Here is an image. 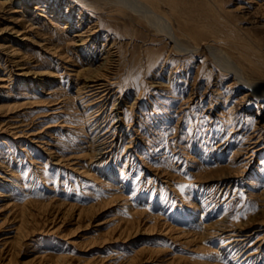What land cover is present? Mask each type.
I'll list each match as a JSON object with an SVG mask.
<instances>
[{
    "label": "rangeland",
    "instance_id": "374dc122",
    "mask_svg": "<svg viewBox=\"0 0 264 264\" xmlns=\"http://www.w3.org/2000/svg\"><path fill=\"white\" fill-rule=\"evenodd\" d=\"M1 1L5 9L0 11V264H244L253 251L247 264H264V238L255 243L263 234L260 223L247 228L257 231L239 254L230 236L245 221L264 219V133L258 145L251 143L254 147L247 149L257 138L249 136L252 120L259 115L264 123V103L250 96L235 117L229 103L244 91L231 85L234 75L205 50L175 52L153 21H136L131 14L116 29L104 13L109 6L103 7V32L110 37L117 30L120 43L114 45L103 34L90 36L85 44L97 48L92 66L78 36H71L78 33L74 28H65L68 43L62 48L47 38L48 32L65 31L62 21L50 23L38 15L50 14L51 2L39 5L37 15H32L38 29H29L21 25L23 7L18 0ZM193 1L178 0L183 18L210 33L200 39L190 35L191 43L226 48L222 31L229 26L240 44L230 50L232 56L250 81L264 86V0ZM10 4L11 10L19 11L6 9ZM32 5L28 11L34 10ZM43 21L49 31L41 30ZM113 45L112 64L104 59L103 48ZM91 75L110 82L108 97L93 105L79 90ZM217 100L212 112L211 104ZM112 115L120 119L108 127H117L116 145L111 146V157L96 160L92 140L96 130L101 134L110 125ZM236 124L242 128L236 129Z\"/></svg>",
    "mask_w": 264,
    "mask_h": 264
},
{
    "label": "bare ground",
    "instance_id": "6f19581e",
    "mask_svg": "<svg viewBox=\"0 0 264 264\" xmlns=\"http://www.w3.org/2000/svg\"><path fill=\"white\" fill-rule=\"evenodd\" d=\"M15 1L16 0H13V2L15 3ZM187 1V0H186ZM196 1V0H195ZM195 1H193V2H195ZM209 1V0H208ZM207 1V2H208ZM2 2V1H1ZM8 2V1H7ZM34 3V6L32 5V7H34V10L33 9H31L32 11H28V5L30 4V3ZM49 2H51V6H50V8L48 9V13H50V14H48V15H45V14H40V13H42V12H40L38 15L40 16V17H44V18H48V20H49V22L51 23L52 22V20H58V21H62L63 22V28L65 29H67V30H69L68 28H74V30H76V31H78V33H74L73 35H71V36H78V38H77V40L78 41H80V44L82 45V46H80V49H81V51L83 52V51H86V53H85V55H86V58L88 59H86V61L89 63V65H92V62L94 61V58H95V56H96V50H97V48H95V50H91L93 47H91V49L89 48V46H87L85 43H88L89 42V40H88V38L90 37V36H92V37H96V36H99V35H101V34H103L104 35V38H105V40H112V42L114 43V45H115V43H118L119 41V38H118V34H117V30H115L116 32H114L113 31V35L112 36H110L109 37V32L108 33H104L103 32V30H105L106 28H105V26H104V24H103V22H102V19L100 18L101 17V15L102 14H104L105 13V15H106V19H107V21L110 23V24H112L113 23V25L116 27V29L120 26V24H123L124 22H125V19H126V16H130V17H133L131 14H133L134 15V17L133 18H135V20L136 21H140L141 22V20L142 19H144L145 20V22L146 21H153V22H155V23H157V25L159 26V30L161 31V36H164L166 39H169V41H171L173 44H172V49L175 51V52H178V51H185V53H187V52H191L192 54H195V53H199L200 51H203V50H205V51H207L208 52V54H209V52L210 53H212L213 55H215V57H213V58H215V60H218V61H220V64L219 65H221L222 64V66H220L222 69L224 68L225 69V71L227 72V73H231V75H234V80H233V82H231V85L232 86H234V87H236V88H242L243 89V93H242V95L239 97V98H237V99H235L234 101H232L231 103H229L231 106H230V108H232V110H233V113H235V112H239L240 110H242L243 111V104H244V100H246V99H250V98H248V97H250V96H255V98H256V100H258V101H260V102H263L264 103V86L263 85H260V84H258L257 82H253V81H250L248 78V76H246L245 75V73H244V71H243V69L241 68V66L237 63V61L234 59V57L232 56V54H231V52H230V50L232 51V50H236L237 49V47H238V49L240 48V44H239V42L236 40V35H235V32H233L232 30H230V29H228V27L227 26H223V29H225V31H222V32H224V34H225V38H223V40H222V42L227 46L226 48H222V47H219V46H217V45H215L214 43H205V42H195L194 40V43H191V41H190V35H192V36H194L195 38H198V39H200V37L202 38L204 35H205V33H206V31L204 30V27H203V29L200 27V28H197L196 26H194V24H195V22H194V24L193 25H191L192 24V22H190L189 21V23H188V20L187 19H184L183 18V15H182V11H180V8L181 7H179V2H178V0H18V6H21V7H23V9H22V11L20 12V14L22 15V17L20 18V20H21V25H22V27H28L29 29H34V28H37L38 26L37 25H35L36 23L34 22V18L32 17V15H34V17H35V15H37V14H35V12H36V10L38 9V7H39V5L40 6H45V4H48L49 5ZM249 2V1H248ZM11 3H12V1H11ZM181 3H182V1H181ZM186 3V2H185ZM8 4V3H7ZM191 4V3H190ZM206 4V3H205ZM213 4V3H212ZM215 4V3H214ZM222 4V3H221ZM11 5V4H10ZM208 5H210V4H208ZM31 6V5H30ZM105 6H109L108 7V9H106V10H104V13H103V11H102V9H103V7H105ZM190 6V5H189ZM192 6H193V4H192ZM195 6V5H194ZM194 6H193V8H194ZM13 6L11 5V7H8V8H6V9H14V8H12ZM20 7V8H21ZM198 8V7H197ZM201 7H199L198 9H200ZM205 8V7H204ZM4 9H5V5L3 4V2L0 4V11H4ZM47 9V8H46ZM188 9H192V8H188ZM187 9V10H188ZM186 10V9H185ZM208 10V9H207ZM207 10H205V12L207 11ZM11 11H19V10H11ZM194 11H195V9H194ZM193 11V12H194ZM200 11H202V10H200ZM38 12V11H37ZM188 12H189V10H188ZM192 12V11H191ZM203 12V11H202ZM210 12V11H209ZM214 12H216L215 10H214ZM227 12H229V11H227ZM17 13V12H16ZM187 13V12H186ZM211 13V12H210ZM213 13V12H212ZM184 14V13H183ZM192 14V13H191ZM196 14V13H195ZM194 14V15H195ZM203 14V13H202ZM201 14V15H202ZM206 14V13H205ZM193 15V16H194ZM197 15V14H196ZM208 15H210V14H208ZM212 15V14H211ZM210 15V16H211ZM75 16V17H74ZM200 16V15H199ZM217 16V15H216ZM194 17H196V16H194ZM198 17V16H197ZM213 17V16H212ZM212 17H210V18H212ZM219 17V16H218ZM224 17V16H223ZM19 18V17H18ZM192 17L190 16V19H191ZM201 18H202V16H201ZM227 18V17H226ZM193 19V18H192ZM200 19V18H199ZM205 19V18H204ZM208 19V18H207ZM217 19V18H216ZM227 19H229V18H227ZM134 20V22H136ZM201 20V19H200ZM200 20H197L196 19V21L198 22V21H200ZM210 19H208L207 21H209ZM218 20V19H217ZM224 20H226V19H224ZM224 20H219V22L221 21H224ZM86 21V22H85ZM191 21H194V19L193 20H191ZM203 21H205V20H203ZM87 22H89V26H88V24H86ZM133 22V21H132ZM202 22V21H201ZM200 22V23H201ZM206 22V21H205ZM204 22V23H205ZM216 22V21H215ZM52 23H54V22H52ZM199 23V24H200ZM213 23V22H212ZM217 23V22H216ZM215 23V24H216ZM40 24V26H41V30L43 31H49L48 29H49V24H44V21L43 22H41V23H39ZM58 24H60V23H58ZM137 24H138V22H137ZM146 24H148V23H146ZM209 24V23H208ZM207 24V25H208ZM88 26V27H86V26ZM124 25V24H123ZM218 25V24H217ZM220 25V24H219ZM227 25V24H226ZM20 26V25H19ZM221 26V25H220ZM221 26V27H222ZM143 27V26H142ZM198 27H199V25H198ZM54 28V27H53ZM124 28V27H123ZM144 28V27H143ZM213 28V27H212ZM216 28V27H215ZM219 28V27H218ZM38 29V28H37ZM65 29V31H62V32H59V31H55V33H53V32H48V35H47V38H50L51 39V43H52V45H56V46H54V47H60V48H62V46H66V44L68 43V33L66 32L67 30ZM122 29V28H121ZM125 29H126V26H125ZM155 29V28H154ZM153 29V30H154ZM210 30V29H209ZM212 30V29H211ZM218 30V29H217ZM156 31V30H155ZM208 31V30H207ZM213 31H214V28H213ZM221 31V30H220ZM158 32V31H157ZM156 32V33H157ZM215 32V31H214ZM217 32H219V31H217ZM207 33H210V32H207ZM206 33V34H207ZM212 33V32H211ZM209 35V34H208ZM211 35V34H210ZM222 35V34H221ZM163 37V38H164ZM216 37V36H215ZM219 37V36H218ZM217 37V38H218ZM237 37H238V34H237ZM117 38H118V40H117ZM204 38V37H203ZM205 38H208L209 39V37H206L205 36ZM220 38V37H219ZM239 38V37H238ZM73 39V38H72ZM90 39V38H89ZM157 39V38H156ZM207 39V40H208ZM213 39H214V37H213ZM242 39V38H241ZM75 40H76V37H75ZM217 40V39H216ZM204 41V40H203ZM241 41V40H240ZM126 42V41H125ZM213 42V41H212ZM244 42V41H243ZM94 43H95V41H94ZM104 43V42H103ZM112 43V44H113ZM120 43V42H119ZM245 43V42H244ZM106 44V43H105ZM154 44V43H153ZM90 45H91V43H90ZM114 45L113 46H110L109 48H105V46H104V48H103V53H106V55H105V57H104V59L105 60H107L106 62H111L113 59H111V54L110 53H112L111 52V48L113 47L114 48ZM127 45V44H126ZM242 45H244V44H242ZM102 46V45H101ZM156 46V45H155ZM246 46V45H245ZM19 47V46H18ZM126 47V46H125ZM167 47H169V46H167ZM247 47V46H246ZM249 47V46H248ZM20 48V47H19ZM119 48H121V47H119ZM123 48H124V46H123ZM236 48V49H235ZM241 48H242V46H241ZM57 49H59V48H57ZM77 49V48H76ZM94 49V48H93ZM117 49V48H116ZM56 50V49H55ZM54 50V52H56ZM125 50V49H124ZM153 50V49H152ZM152 50H150V51H152ZM161 50V49H160ZM91 51V52H90ZM12 52H14V51H12ZM121 52V51H120ZM147 52H149V51H147ZM253 52V51H252ZM16 53V52H15ZM102 53V52H101ZM100 53V54H101ZM123 53V52H122ZM151 53V52H150ZM13 54V53H12ZM118 54H120L119 52H118ZM125 54V53H124ZM158 54V53H157ZM238 54H239V52H238ZM240 54H241V52H240ZM246 54V53H245ZM14 55V54H13ZM62 55V54H61ZM64 55V54H63ZM116 55V54H115ZM150 55V54H149ZM179 55V54H178ZM16 56V55H15ZM114 56V55H113ZM162 56H163V54H162ZM196 56H198V55H196ZM236 56V55H235ZM14 57V56H13ZM17 57V56H16ZM20 57V56H19ZM150 57V56H149ZM199 57V56H198ZM259 58H260V56H258ZM98 58V57H97ZM113 58V57H112ZM117 58V57H116ZM123 58V57H122ZM167 58V57H166ZM166 58H165V60H166ZM202 58V57H201ZM212 58V59H213ZM236 58H238V57H236ZM240 58V57H239ZM242 58H243V56H242ZM17 59V58H16ZM100 59H102V58H100ZM119 60V59H118ZM176 60V59H175ZM241 60V59H240ZM245 60V59H244ZM117 61V60H116ZM121 61V60H120ZM123 61V60H122ZM180 61V60H179ZM193 61V60H192ZM206 61V60H205ZM217 61V62H218ZM249 61V60H248ZM99 62V61H98ZM103 62V61H102ZM208 62H209V60H208ZM99 63H101V62H99ZM112 63V62H111ZM117 63V62H116ZM192 63V62H191ZM18 64V63H17ZM20 64V63H19ZM87 64V63H86ZM98 64V63H97ZM103 64V63H102ZM102 64H99V65H101L102 66ZM113 64V63H112ZM111 64V65H112ZM165 64V63H164ZM163 64V65H164ZM94 65V64H93ZM92 65V66H93ZM96 65V64H95ZM167 65V64H166ZM190 65V64H189ZM97 66V65H96ZM103 66H105V64L103 65ZM185 66V65H184ZM109 67V66H108ZM112 67H114L113 65H112ZM178 67V66H177ZM243 67V66H242ZM91 68V67H90ZM89 68V69H90ZM97 68V67H96ZM101 68H104V67H101ZM105 68H106V66H105ZM104 68V69H105ZM171 68V67H170ZM195 68V67H194ZM207 68V67H206ZM214 68V67H213ZM88 69V68H87ZM99 69V68H98ZM177 69V68H176ZM175 69V70H176ZM102 70V69H101ZM174 70V69H173ZM182 70V69H181ZM180 70V71H181ZM187 70V69H186ZM216 70H217V68H216ZM245 70V69H244ZM261 69H259V71H260ZM171 71V70H170ZM193 71V70H192ZM264 71V70H263ZM102 72V71H101ZM105 72V71H104ZM108 72V71H107ZM177 72V71H176ZM195 72H196V70H195ZM21 73V72H20ZM26 73V72H25ZM24 73V74H25ZM97 73V72H96ZM106 73V72H105ZM104 73V74H105ZM194 73V72H193ZM95 74V73H94ZM112 74V73H111ZM110 74V75H111ZM26 75H27V73H26ZM103 75V74H102ZM106 76V75H105ZM108 77V76H107ZM111 77V76H110ZM102 77L100 76V75H91L89 78H88V81L84 84V86H82V88L81 89H79V90H82L83 89V92H81V93H86L85 95L86 96H89V98H86L87 99V101H88V104L89 105H93L94 103H95V101H101V100H104V99H106L107 97H108V93L110 92V86L108 85L110 82H104V81H100V79H101ZM220 78V77H219ZM219 78H217V80L219 79ZM86 79V78H85ZM110 79V78H109ZM116 79V78H115ZM222 79V78H221ZM220 79V80H221ZM112 80V79H111ZM215 80V79H214ZM219 80V81H220ZM224 80V79H223ZM223 80H221V81H223ZM225 81V80H224ZM205 82H206V80H205ZM189 83H191V82H189ZM219 84V83H218ZM217 84V85H218ZM226 84H228V83H226ZM230 84V83H229ZM187 85V84H186ZM205 85H207V83L205 84ZM222 85V84H221ZM220 84H219V86H221ZM112 86V85H111ZM193 86H194V84H193ZM198 86V85H197ZM216 86V85H215ZM231 86V87H232ZM199 87V86H198ZM226 89V88H225ZM204 90H206V88L204 89ZM203 90V91H204ZM183 91V90H182ZM208 91V90H207ZM114 93V92H113ZM190 93V92H189ZM205 93V92H204ZM203 93V94H204ZM222 93V92H221ZM188 94V93H187ZM194 94V93H193ZM219 94V93H218ZM229 94L230 93H228L227 94V96H225L224 94V96H225V99L223 100V102L224 103H226V101H228V99L226 98V97H228L229 96ZM113 95V94H112ZM115 95V94H114ZM191 95V94H190ZM212 95H213V93H212ZM82 96H84V95H82ZM188 96V95H187ZM195 96V95H194ZM203 96H205V95H203ZM190 97V96H189ZM209 97H210V95H209ZM83 98V97H82ZM115 98V97H114ZM117 98V97H116ZM115 98V99H116ZM191 98V97H190ZM192 98H193V95H192ZM217 98V97H216ZM229 98V97H228ZM80 99H81V97H80ZM185 99V98H184ZM211 99V98H210ZM26 100V99H25ZM82 100V99H81ZM113 100V99H112ZM189 100V99H188ZM193 100V99H192ZM200 100V99H199ZM220 100V99H219ZM83 101V100H82ZM84 101H85V99H84ZM111 101V100H110ZM182 101H184V100H182ZM181 101V102H182ZM194 101V100H193ZM210 101V100H209ZM255 101V100H254ZM58 102V101H57ZM211 102V101H210ZM23 103H24V101H23ZM56 103V102H55ZM84 103V102H83ZM82 103V104H83ZM86 103V105L88 106V104H87V102H85ZM106 103H107V101H106ZM113 104H112V107H114L113 105H114V103L115 102H112ZM219 103V101L217 100V101H215V102H212V107H211V111L213 112L214 111V108H215V106H216V104H218ZM105 104V102L101 105V106H103ZM254 104H256V103H254ZM208 105V104H207ZM262 104H260V106H261ZM223 106V105H222ZM258 106V105H257ZM209 107V106H208ZM207 107V108H208ZM229 107V106H228ZM86 108V107H85ZM84 108V109H85ZM91 108H92V106H91ZM111 108V107H110ZM204 108H206V107H204ZM87 109V108H86ZM85 109V110H86ZM101 108H98V110H100ZM106 109V108H105ZM116 109V108H115ZM224 109V108H223ZM206 110V109H205ZM260 110V109H259ZM92 111H94V109L92 110ZM97 111V110H96ZM96 111H94V112H96ZM113 111V110H112ZM115 111V110H114ZM122 111V110H121ZM132 111V110H131ZM63 112V111H62ZM87 112H89V111H87ZM94 112H90L91 114H93ZM105 112H107V111H105ZM231 112V111H230ZM109 113H111L112 114V112L111 111H109ZM114 113V112H113ZM205 113V112H204ZM232 113V112H231ZM240 113H242V112H240ZM107 114V113H106ZM111 114H109V115H111ZM130 114H132L131 112H130ZM139 114V113H138ZM208 114V113H207ZM211 114V113H210ZM245 114V113H244ZM259 114V112H257V115ZM95 115H98V113L97 114H95ZM122 115V114H121ZM124 115V114H123ZM206 115V114H205ZM233 115V114H232ZM88 116H89V113H88ZM94 116V115H93ZM133 116V115H132ZM204 116V115H203ZM236 116H238V114H236L235 113V117ZM244 116V115H243ZM251 116V115H250ZM108 117V116H107ZM213 117V116H212ZM233 117V116H232ZM117 118V115H112V117H111V122H110V125H108L107 127H106V129L105 128H102V129H105L101 134H98V131L96 130V133H97V135H96V139L95 140H92L93 141V147H92V150L95 152V154H94V157L96 156V160H100L101 158H103L104 156V158H107V157H109L110 156V154H111V152L110 151H112L111 150V146H114V145H116V142L113 140L114 139V137H115V134L117 133V127L115 126V125H113V127H112V129H110V128H108V127H110L111 125H112V122H113V120L114 119H116ZM129 118V117H128ZM131 118H133V117H131ZM135 118V117H134ZM133 118V119H134ZM142 118V117H141ZM140 118V119H141ZM210 118V117H209ZM234 118V117H233ZM232 118V119H233ZM244 118V117H243ZM242 119V118H241ZM261 117H259V115H258V118L257 119H255V121L254 120H252L253 121V123H251L250 125H249V128H250V138H256L253 142H252V140H250L251 142H249L248 143V145H247V149H252V147H254V146H256V145H258L257 144V142H259V140L261 139V135L264 133V123H261ZM92 120V119H91ZM90 120V121H91ZM116 120H118V119H116ZM122 120V119H121ZM208 120V119H207ZM234 120V119H233ZM13 121V120H12ZM18 121V120H17ZM115 121V120H114ZM118 121H120V119L118 120ZM240 121V120H239ZM251 121V120H250ZM99 122V121H98ZM103 122V121H102ZM214 122V121H213ZM89 123V122H88ZM126 123V122H125ZM133 123V122H132ZM218 123V122H217ZM222 123V122H221ZM241 123V122H240ZM248 123V122H247ZM250 123V122H249ZM97 124V123H96ZM101 124V123H100ZM208 124V123H207ZM92 125V124H91ZM102 125V124H101ZM128 125V124H127ZM130 125H132V124H130ZM237 125V124H236ZM245 125V124H244ZM94 126V125H93ZM100 125H98V127H99ZM115 126V127H114ZM191 126V125H190ZM235 126V125H234ZM11 127V126H10ZM96 127H97V125H96ZM130 127V126H129ZM129 127H128V130H129ZM209 127H210V125H209ZM235 127H237L236 129H241L242 127H241V124H239V125H237V126H235ZM123 128V127H122ZM124 128H125V125H124ZM221 128V127H220ZM100 129V128H99ZM133 129V128H132ZM243 129H244V127H243ZM92 130H93V128H92ZM126 130H127V128H126ZM135 130H136V128H135ZM134 130V131H135ZM111 131V132H110ZM110 132V133H109ZM121 132V131H120ZM249 132V131H248ZM34 133V132H33ZM37 133V132H36ZM94 133V132H93ZM109 133V134H108ZM136 133V132H135ZM141 133V132H140ZM22 134V133H21ZM21 134H20V136H21ZM222 134V133H221ZM243 134V133H242ZM245 134V133H244ZM16 135H17V133H16ZM138 136H139V134H137ZM136 135V136H137ZM231 135V134H230ZM229 135V136H230ZM30 136H32V135H30ZM94 136V135H93ZM224 136V135H223ZM89 137V136H88ZM110 137H113V138H111L110 139ZM132 137V136H131ZM130 137V138H131ZM134 137V136H133ZM225 138V137H224ZM40 139V138H39ZM129 139V138H128ZM143 139H145V138H143ZM238 139H240V138H238ZM247 139H249V138H247ZM119 140V139H118ZM131 140V139H130ZM219 140H221V139H219ZM225 140V139H224ZM235 141V140H234ZM96 142V143H95ZM145 142V141H144ZM247 142V141H246ZM91 143V142H90ZM220 143V142H219ZM221 143H223V142H221ZM225 143H227V142H225ZM251 143H256L254 146H252L251 145ZM131 144V143H130ZM233 144V143H232ZM235 144H237V143H235ZM238 144H240V143H238ZM244 144V143H243ZM118 145V144H117ZM132 145V144H131ZM215 145V144H214ZM226 145V144H225ZM264 145V144H263ZM90 146V145H89ZM126 146H129V145H126ZM240 146V145H239ZM133 147V146H132ZM139 147V146H138ZM218 147V146H217ZM235 147V146H234ZM246 147V146H245ZM259 147V146H258ZM261 147H263V146H261ZM89 148V147H88ZM151 148V147H150ZM241 148V147H240ZM260 148V147H259ZM259 148H257V149H259ZM127 149V147L125 148V150ZM235 149V148H234ZM243 149V148H242ZM257 149H254L253 151L255 152ZM49 150V149H48ZM115 150V149H114ZM237 150V149H236ZM235 151V150H234ZM240 151H241V149H240ZM239 151V155H240V152ZM220 152V151H219ZM237 152V151H236ZM244 152V151H243ZM124 153H125V151H124ZM180 153V152H179ZM234 153V152H233ZM88 154H90V153H88ZM130 154V153H129ZM242 154V153H241ZM245 154V153H244ZM249 154V153H248ZM247 154V155H248ZM252 154V153H251ZM251 154H249V155H251ZM255 154V153H254ZM92 155V154H91ZM128 155V154H127ZM177 155V154H176ZM232 155H234V154H232ZM238 156V155H237ZM236 156V157H237ZM254 156V155H253ZM111 157V156H110ZM129 157V156H128ZM229 157V156H228ZM243 157V156H242ZM69 160H71V159H69ZM93 160H94V158H93ZM92 160V161H93ZM128 160V159H127ZM229 160V159H228ZM241 160V159H240ZM233 161V160H232ZM231 161V162H232ZM235 161V160H234ZM243 161V160H242ZM126 162V161H125ZM130 162V161H129ZM219 162V161H218ZM230 162V161H229ZM56 163H58V162H56ZM228 163V162H227ZM242 163V162H241ZM229 166V165H228ZM231 166V165H230ZM239 167V166H238ZM245 167V166H244ZM76 168V167H75ZM219 170L221 171V170H223V168L222 167H220L219 166ZM148 169V168H147ZM244 169V168H243ZM242 169V170H243ZM217 170H218V168H217ZM229 171V170H228ZM234 171V170H233ZM213 172V171H212ZM225 172H226V170H225ZM237 172V171H236ZM239 172H241V171H239ZM154 174V173H153ZM152 174V175H153ZM206 174V173H205ZM204 174V176H206ZM222 175V174H221ZM238 175V174H237ZM128 176H129V174H128ZM127 176V177H128ZM209 176V175H208ZM218 176V175H217ZM225 175H223V177H224ZM203 177V176H202ZM201 177V178H202ZM226 178L228 177L227 175L225 176ZM90 179V178H89ZM209 179H210V177H209ZM161 180V179H160ZM159 180V181H160ZM208 180V179H207ZM221 180V179H220ZM231 182V181H230ZM206 183V182H205ZM217 183H219L218 181H217ZM213 184V183H212ZM211 184V185H212ZM216 184V183H215ZM224 184V183H223ZM121 185V184H120ZM200 185V184H199ZM16 186V185H15ZM219 186V185H218ZM223 186V185H222ZM221 186V187H222ZM157 188V187H156ZM155 188V189H156ZM204 188V187H203ZM209 188V187H208ZM15 189V188H14ZM158 190V189H157ZM206 190V189H205ZM204 191V190H203ZM223 191V190H222ZM137 192V191H136ZM216 192V191H215ZM221 192V191H220ZM139 194V193H138ZM204 194V193H203ZM133 195V194H132ZM118 196V195H117ZM215 197V196H214ZM221 197V196H220ZM219 197V198H220ZM227 197V196H226ZM235 198V197H234ZM111 199V198H110ZM110 199H108V200H110ZM262 199V198H261ZM30 200V199H29ZM51 200V199H50ZM107 200V201H108ZM33 201H35V200H33ZM38 201V200H37ZM62 201V200H61ZM263 201V200H262ZM49 202V201H48ZM101 202V201H100ZM99 202V203H100ZM103 202V201H102ZM211 202V201H210ZM219 202H220V200H219ZM23 203V202H22ZM35 203V202H34ZM57 203V202H56ZM72 203V202H71ZM74 203V202H73ZM233 203V202H232ZM28 204V203H27ZM31 204V203H30ZM38 204V203H37ZM42 204H43V202H42ZM58 204V203H57ZM70 204V203H69ZM102 204V203H101ZM108 204V203H107ZM261 204V203H260ZM51 205V204H50ZM88 205V204H87ZM228 205V204H227ZM233 205V204H232ZM235 205V204H234ZM26 206V205H25ZM37 206V205H36ZM43 206H44V204H43ZM88 206H90V205H88ZM98 206H99V204H98ZM102 206V205H101ZM146 206V205H145ZM231 206V205H230ZM2 207V206H1ZM59 207V206H58ZM147 207V206H146ZM162 207V206H161ZM72 208V207H71ZM82 208V207H81ZM81 208H79V209H81ZM83 208H84V206H83ZM82 208V209H83ZM91 208H92V206H91ZM94 208H96V207H94ZM103 208V207H102ZM105 208V207H104ZM81 209V210H82ZM85 209H86V207H85ZM85 209H84V211H85ZM90 208H88V210H89ZM141 209V208H140ZM161 209V208H160ZM258 209V208H257ZM66 210V209H65ZM97 210V209H96ZM99 210V209H98ZM97 210V211H98ZM139 210V209H138ZM260 210V209H259ZM83 212V211H82ZM79 213H80V211H79ZM95 213V212H94ZM136 213V212H135ZM139 213V212H138ZM20 214V213H19ZM83 214V213H82ZM166 214H168V213H166ZM140 215V214H139ZM143 215V214H142ZM259 215V214H258ZM30 216V215H29ZM167 216V215H166ZM24 217V216H23ZM82 217V216H81ZM222 218H224V217H222ZM140 219V218H139ZM186 219V218H185ZM247 219V218H246ZM249 219H251V218H249ZM23 220H24V218H23ZM132 220V219H131ZM128 221V220H127ZM217 221V220H216ZM250 221V220H249ZM120 222V221H119ZM214 223V221H211V223ZM224 222V221H223ZM242 222V221H241ZM156 223V222H155ZM186 223V222H185ZM245 223L246 224H244V225H241L240 227H238L237 228V230L236 231H234V232H232L233 234H231L230 236H232L233 237V242H235L234 243V246H237L238 247V254H239V252L241 253V251L243 250L242 249V247H243V244H244V242H245V240H247L249 237H251V235L255 232V231H257V230H255L254 231V229H253V231L252 232H249V230L247 229L248 227H250L252 224H254V223H260V226L263 228L264 227V219L263 218H259V219H255L254 221H250V222H246L245 221ZM251 223V224H250ZM179 224H180V222H179ZM209 224V223H208ZM226 224V223H225ZM243 224V223H242ZM26 225V224H25ZM138 225V224H137ZM151 225H152V223H151ZM204 225V224H203ZM213 225V224H212ZM237 226H238V224H236ZM18 226V225H17ZM60 226V225H59ZM119 226V225H118ZM129 226V225H128ZM220 226V225H219ZM218 226V227H219ZM223 226V225H222ZM259 226V227H260ZM140 227V226H139ZM151 227V226H150ZM154 227V226H153ZM209 227V226H208ZM17 228V227H16ZM19 228H21V226H19L18 227V229ZM125 228V227H124ZM157 228V227H156ZM155 228V229H156ZM223 228V227H222ZM225 228V227H224ZM227 228V227H226ZM230 228V227H229ZM258 228V227H257ZM60 229V228H59ZM122 229V228H121ZM130 229V228H129ZM132 229V228H131ZM259 229V228H258ZM16 230V229H15ZM24 230H26V229H24ZM204 230V229H203ZM216 230H218V229H216ZM222 230V229H221ZM262 230V235H260V236H258L257 238H255L256 240V242L255 243H257L258 241H260L261 240V242H262V240H263V238H264V229H261ZM261 230H258V231H261ZM23 231V230H22ZM29 231V230H28ZM152 231H153V229H152ZM160 231V230H159ZM169 231V230H168ZM168 231H166V232H168ZM211 231V230H210ZM228 231H230V230H228ZM153 232H155V231H153ZM16 233V232H15ZM18 233V232H17ZM150 233V232H149ZM203 233V232H202ZM23 234V233H22ZM28 234H29V232H28ZM230 234V233H229ZM228 234V235H229ZM258 234V233H257ZM261 234V233H260ZM15 235V234H14ZM19 235V234H18ZM30 235V234H29ZM29 235H28V237H29ZM36 235V234H35ZM123 235V234H122ZM128 235V234H127ZM203 235V234H202ZM204 235H205V233H204ZM23 236V235H22ZM27 236V235H26ZM118 236V235H117ZM121 236V235H120ZM213 236V235H212ZM225 236V235H224ZM15 237V236H14ZM130 237V236H129ZM202 237V236H201ZM205 237V236H204ZM228 237V236H227ZM16 238V237H15ZM20 240H21V238L20 237H18ZM105 238V237H104ZM229 238V237H228ZM94 239H96L95 237H94ZM117 239V238H116ZM230 239V238H229ZM114 240V239H113ZM112 240V241H113ZM14 241H15V239H14ZM106 241V240H105ZM7 242H8V240H7ZM96 242V241H95ZM227 242V241H226ZM94 243V242H93ZM93 243H91V244H93ZM227 244V243H226ZM6 245V244H5ZM94 245V244H93ZM93 245H90V247L91 246H93ZM251 245V244H250ZM254 245V244H253ZM260 245V244H259ZM88 247H89V245H87ZM249 246V245H248ZM143 247V246H142ZM140 248V247H139ZM220 248V247H219ZM245 248V247H244ZM146 249H147V247H146ZM156 249V248H155ZM223 249V248H222ZM221 249V250H222ZM230 249H231V247H230ZM157 250V249H156ZM220 250V249H219ZM151 251H152V248H151ZM234 251H235V249H234ZM244 251V250H243ZM256 251V250H255ZM142 252H144V250L142 251ZM226 252V251H225ZM259 252V251H258ZM137 253H139V252H137ZM227 253V252H226ZM233 253V252H232ZM254 251L253 252H249V253H247V258H249V260L247 261V262H245L244 264H247L248 262L250 263V261H251V259H253V255H254ZM135 254V253H134ZM234 254V253H233ZM61 256L63 255V254H60ZM65 255V254H64ZM67 255V254H66ZM255 256V255H254ZM259 256H260V254H259ZM60 257V256H59ZM132 257V256H131ZM135 257V256H134ZM230 257V256H229ZM228 257V258H229ZM235 258H236V256H234ZM238 257V256H237ZM39 258V257H38ZM53 258V257H52ZM55 258V257H54ZM61 258V257H60ZM64 258V257H63ZM62 258V259H63ZM260 258V257H259ZM41 259H42V256H41ZM40 259V260H41ZM59 259V258H58ZM241 259V258H240ZM39 260V261H40ZM104 260V259H103ZM133 260V259H132ZM170 260V259H169ZM171 260H173V259H171ZM227 260V259H226ZM258 260V259H257ZM89 261V260H88ZM102 261V260H101ZM239 261V260H238ZM253 261V260H252ZM228 263V262H227ZM230 263V262H229ZM172 264V263H171ZM236 264V263H235Z\"/></svg>",
    "mask_w": 264,
    "mask_h": 264
}]
</instances>
